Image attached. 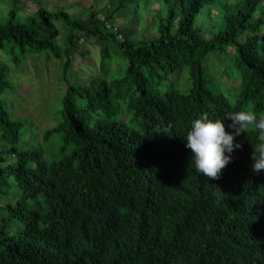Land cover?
<instances>
[{"label":"trees","instance_id":"obj_1","mask_svg":"<svg viewBox=\"0 0 264 264\" xmlns=\"http://www.w3.org/2000/svg\"><path fill=\"white\" fill-rule=\"evenodd\" d=\"M161 2L167 16L155 18L149 41L124 38L94 13L89 28L63 9L39 8L28 22L10 11L0 22V51L13 67L27 56L64 60L65 84L56 123L40 134L54 144L46 159L33 145L39 134L10 109L14 86L0 61V264H264L255 135L236 138L243 147L219 179L194 169L182 138L200 113L264 115V0ZM212 5L221 28L205 39L195 21ZM55 22L68 32L62 49ZM80 36L107 43L87 83L68 80ZM215 51H229L238 68L228 97L221 84L207 86ZM184 68L189 79L179 87Z\"/></svg>","mask_w":264,"mask_h":264},{"label":"rangeland","instance_id":"obj_2","mask_svg":"<svg viewBox=\"0 0 264 264\" xmlns=\"http://www.w3.org/2000/svg\"><path fill=\"white\" fill-rule=\"evenodd\" d=\"M227 1L231 3L233 0ZM134 3L135 0H124L123 7L119 8L118 0H0V22L5 24L9 21L10 11L16 13L22 22H28L39 8H45L49 12L63 9L72 18L81 20L89 28L95 25L94 18L91 17V13H94L98 21H105L107 27L118 29L126 39L134 42L156 39L158 34L155 18L167 16L166 6L161 0H139L140 5L137 8ZM55 25L61 33L57 44L62 49L65 47L68 32L61 28L60 24L55 22ZM195 27L205 39H210L219 32L221 18L214 5L205 7L197 15ZM80 39L82 41L84 39V42L80 40L78 46L69 55L71 73L68 80L70 82H86L96 77L99 51L107 46L103 40L89 39L88 42L85 36H80ZM229 54V51L222 54L215 51L207 56L204 65L207 79H209V73L211 75V82L207 84L208 88L214 90L215 86L221 84V92L226 97L230 88L229 80H236V83H239L238 68L233 62L231 63ZM0 61L10 68L9 81L14 86L13 94L8 96L10 109L17 113L15 116L20 117L21 121H28L26 129L31 128L39 134L37 142L33 145L39 147L44 157L48 159L54 144H42L40 134L56 123L60 98L65 93V84L61 80L64 60L57 61L45 56H27L25 61L20 60L18 67H13L10 58L0 51ZM117 69H119L118 66L113 64L112 71ZM224 69L226 74L223 72ZM181 72V78L174 80L179 87L189 79L187 68L182 69Z\"/></svg>","mask_w":264,"mask_h":264},{"label":"clouds","instance_id":"obj_3","mask_svg":"<svg viewBox=\"0 0 264 264\" xmlns=\"http://www.w3.org/2000/svg\"><path fill=\"white\" fill-rule=\"evenodd\" d=\"M225 120L230 123L226 125ZM249 132L255 135L250 167L258 174L264 170V115L255 110L231 111L221 118L200 113L191 120L182 138L185 148L191 152L194 169L207 178L219 179L222 170L232 161L234 151L243 147L236 138ZM218 194L223 193L219 190Z\"/></svg>","mask_w":264,"mask_h":264}]
</instances>
